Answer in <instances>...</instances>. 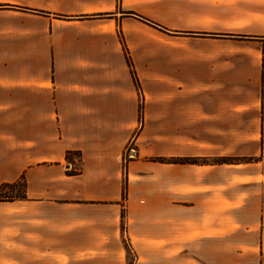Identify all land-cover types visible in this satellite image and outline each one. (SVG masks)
<instances>
[{"label":"crops","instance_id":"1","mask_svg":"<svg viewBox=\"0 0 264 264\" xmlns=\"http://www.w3.org/2000/svg\"><path fill=\"white\" fill-rule=\"evenodd\" d=\"M263 161L264 0H0L18 262L264 264Z\"/></svg>","mask_w":264,"mask_h":264},{"label":"rangeland","instance_id":"2","mask_svg":"<svg viewBox=\"0 0 264 264\" xmlns=\"http://www.w3.org/2000/svg\"><path fill=\"white\" fill-rule=\"evenodd\" d=\"M142 104L139 103V106H141ZM141 116V115H139ZM140 118V117H139ZM135 149H136V146H135ZM136 155V153H135ZM260 157L257 156V153L254 154V155H250L248 157H244V158H233L231 161H234V162H238V161H244V162H254V161H257ZM128 159L126 158L125 161H123L122 159V166L125 165L126 161ZM216 161H219V160H223V158H216L215 159ZM263 164H264V161H263ZM0 195H5V194H8L10 195L11 193H20V186L19 185H15V187H0ZM0 201H10V200H0ZM53 209V214L56 215V216H61V215H64V212H65V209L60 207V206H57V205H54L52 207ZM123 212H121V215H122ZM8 222H12L13 224H16L17 222V218L14 217V218H10L8 220ZM11 232H14L16 230V225H12L10 226V229H9ZM6 239H2L0 238V250L3 248H5V250H9V256L8 257H5L4 259H2V255L0 253V264H27L26 262H18L17 258H20V259H26L32 256H28V255H22L20 252H17L18 250L16 249V240H10L9 241V245L6 243ZM120 243V242H119ZM116 244V243H115ZM121 247H123L124 249H127L126 252H128V247H127V243L124 241V239L122 238L121 239V243H120ZM123 251V250H122ZM18 253V254H17ZM20 253V254H19ZM124 264H130V256L129 255H125L124 254ZM57 259H56V262L57 264H65V256H56ZM112 257V256H111ZM110 260V257L107 256V255H102V256H99V255H93V256H88V262H93L94 264L100 262L102 263V261H108ZM70 261V260H69ZM78 261L74 258V260L72 262H70L71 264H76ZM32 264V263H30ZM42 264V263H41Z\"/></svg>","mask_w":264,"mask_h":264},{"label":"trees","instance_id":"3","mask_svg":"<svg viewBox=\"0 0 264 264\" xmlns=\"http://www.w3.org/2000/svg\"><path fill=\"white\" fill-rule=\"evenodd\" d=\"M125 58H126L128 66L130 68V73L132 75V78L134 79L137 87H139L138 81L135 78L134 70L131 67L130 58L127 55L126 52H125ZM138 111H139L138 115H141V106H139V110ZM188 160L191 161L192 159H188ZM222 161H225V160L224 159L223 160H219L218 162H222ZM15 185H19L20 186V193H11L10 195H8V194L0 195V200H10L11 201V200H14V199H23V198H25V182H24L23 177H21L20 179L14 181V182L2 183V184H0V187H4L5 186V187H12L13 188V187H15ZM124 190H125V185L122 187V195H121L122 199L124 197V192H125Z\"/></svg>","mask_w":264,"mask_h":264},{"label":"built area","instance_id":"4","mask_svg":"<svg viewBox=\"0 0 264 264\" xmlns=\"http://www.w3.org/2000/svg\"><path fill=\"white\" fill-rule=\"evenodd\" d=\"M135 153H136V149H135L133 139H130L125 145L124 150L122 152L123 161H125L126 158L130 159V158L135 157Z\"/></svg>","mask_w":264,"mask_h":264}]
</instances>
